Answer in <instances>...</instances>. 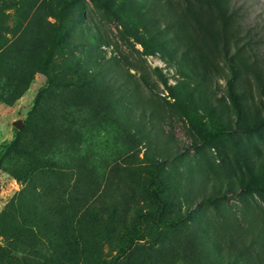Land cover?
<instances>
[{"label":"rangeland","instance_id":"rangeland-1","mask_svg":"<svg viewBox=\"0 0 264 264\" xmlns=\"http://www.w3.org/2000/svg\"><path fill=\"white\" fill-rule=\"evenodd\" d=\"M66 1L62 11V0H0V264H264V195L250 194L264 175L244 177L264 129L208 144L206 98H221L225 79L204 98L162 48L144 49L153 38L137 13L145 0ZM245 13L241 43L263 68L264 0ZM56 14L70 47L12 102L57 39ZM112 55L123 57L119 71L91 74L92 57ZM115 80L117 98L106 88ZM153 156L168 159L167 217L186 219L173 231L150 220ZM140 218L143 240L129 244Z\"/></svg>","mask_w":264,"mask_h":264},{"label":"trees","instance_id":"trees-1","mask_svg":"<svg viewBox=\"0 0 264 264\" xmlns=\"http://www.w3.org/2000/svg\"><path fill=\"white\" fill-rule=\"evenodd\" d=\"M62 2L64 3L62 11L72 7L66 0ZM250 3L253 4V0H145L137 11L139 18H143L144 29H148L153 36L152 41H142L140 44L144 49H147L149 44L162 48V55L167 57L171 65L185 69L182 73L193 82L195 92L206 98L204 94L208 90L207 86L219 79H225V94L221 98H216L209 93L206 98L210 108V119L214 125L212 133L209 134L211 137L207 139L209 145L220 138L225 139L237 134L253 135L264 129V114L261 113H264V67L261 68L258 56L252 55L251 49L248 50V47L241 43L250 33L245 29L247 24L245 12ZM56 17L59 33L57 39L53 40L49 50L39 58L37 69L32 66L33 73L31 69L29 75L18 80L21 89L12 97V102L26 91L36 72L47 75L57 51L63 50V47L65 49L70 47V38L65 33L62 18L57 14ZM90 40L98 41L96 38L84 37L85 42L88 43ZM110 45L108 43V46ZM147 54L144 53L145 56ZM122 59L121 55H112L108 58L92 57L94 70L90 72L97 77L106 71L108 74L116 73L122 67L120 65ZM108 80L110 81V78ZM103 82L100 80V83ZM115 82L118 81L109 82L106 88L108 96L111 92L112 96L117 98L121 96L122 90L119 83L113 86ZM253 86L258 90L257 100ZM217 141L222 144L221 140ZM255 151L258 154L256 159H249L245 163L244 177L248 178V182L258 181L259 177L264 175V151L260 148H256ZM152 158L149 162L150 183L147 188V196L153 207L150 220L159 229L173 231L186 223V219L180 215L174 218L167 217L164 193L169 187L165 185L164 177L171 179L165 168L168 159L156 156ZM226 186L231 187V183H226ZM252 189L250 194L264 195V183L257 184ZM211 204L217 207L216 202ZM144 215L145 213L141 211L139 217L142 218ZM141 218L137 221L135 233L129 236V244L143 240V233L139 229ZM259 232L260 239L257 243L262 245L264 226L259 227ZM69 253H72L73 258L78 252L70 249ZM118 259L108 262L97 261L94 264H116Z\"/></svg>","mask_w":264,"mask_h":264}]
</instances>
